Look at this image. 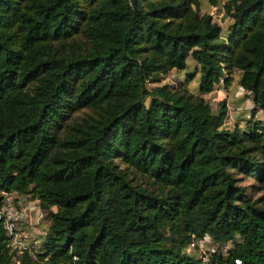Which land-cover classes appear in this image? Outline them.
<instances>
[{
	"label": "trees",
	"instance_id": "obj_1",
	"mask_svg": "<svg viewBox=\"0 0 264 264\" xmlns=\"http://www.w3.org/2000/svg\"><path fill=\"white\" fill-rule=\"evenodd\" d=\"M221 9L224 29L198 0H0V197L48 219L20 252L0 221V264H264V0ZM233 77L239 120L202 96Z\"/></svg>",
	"mask_w": 264,
	"mask_h": 264
},
{
	"label": "rangeland",
	"instance_id": "obj_2",
	"mask_svg": "<svg viewBox=\"0 0 264 264\" xmlns=\"http://www.w3.org/2000/svg\"><path fill=\"white\" fill-rule=\"evenodd\" d=\"M199 5L201 10H206L209 11L212 15V18L214 21H217L222 29L225 28V25L227 23V18L222 14V9H221V4L223 0H218L217 4L211 5L208 0H198ZM193 62L189 61L187 68L185 70H179V71H170L164 75H161V78L157 82H151V81H145L146 86H152L156 83H162V82H168L171 84V86L176 87L179 85V83L183 80L184 73L185 72H193ZM196 85V80L195 77L187 83V87L190 90H194ZM224 85V84H223ZM224 88V87H223ZM222 88V89H223ZM220 89V88H212V90L208 93H202V96L208 101L210 108L215 111L217 108L220 106V101L224 100L225 101V106L227 110V114L232 116V109H231V99L232 97L236 96L241 98L243 95V91L240 87L237 86L235 77H233L232 82L230 83V86L225 88V89ZM228 101V103H227ZM89 112V109L86 107L79 108L75 111H73L70 115V119H78L81 118L83 115L87 114ZM121 166H124L123 164H120ZM130 172V170H129ZM131 176L135 177L136 179L134 181H139L141 183H144V179L141 176H138L136 172L131 171L130 173ZM241 184H245L247 186V191L249 192L250 195L253 197L257 196L260 192H254L253 189L249 186L250 184H254V180L250 177H244L241 181ZM20 196L17 193H14V201L16 205H21L23 204L24 200H21ZM54 209V207H52ZM36 210H31L28 212L27 216L25 217V220H22L19 223V231H21V234L23 238L25 239H32L40 234L42 230L46 227L48 224V219L47 217L43 214L42 211L40 213ZM42 214V215H41ZM229 244L222 245L223 248L227 247ZM215 247L214 242H212L209 238L203 239L202 245H198L195 242L188 244L185 247V250L194 256H204L206 252L210 251Z\"/></svg>",
	"mask_w": 264,
	"mask_h": 264
},
{
	"label": "built area",
	"instance_id": "obj_3",
	"mask_svg": "<svg viewBox=\"0 0 264 264\" xmlns=\"http://www.w3.org/2000/svg\"><path fill=\"white\" fill-rule=\"evenodd\" d=\"M14 193H3L0 197V221L2 228L7 237V246L20 252L22 249H30L37 246L38 241L36 238L25 239L23 238L21 231H19V223L25 220L28 212L36 210L40 213V209L36 204L35 199H27L26 195L20 196L23 204L16 205L14 201ZM38 213V214H39ZM42 215V214H41ZM43 230L41 231V233ZM196 243L202 245L203 239H197ZM205 258V256H202Z\"/></svg>",
	"mask_w": 264,
	"mask_h": 264
},
{
	"label": "crops",
	"instance_id": "obj_4",
	"mask_svg": "<svg viewBox=\"0 0 264 264\" xmlns=\"http://www.w3.org/2000/svg\"><path fill=\"white\" fill-rule=\"evenodd\" d=\"M232 82V80L229 81L228 84H226V87L230 86V83ZM215 88H220L222 89V86L220 84L215 85ZM224 89V88H223ZM222 89V90H223ZM240 98L238 99V97L234 96L231 99L230 105H231V109H232V116L230 115V119L233 118L234 119H240V118H244L246 116H248L247 110L251 107V102L249 98H245V100L239 104ZM228 103V101H227ZM255 117L261 119L262 121H264V110H258L255 112Z\"/></svg>",
	"mask_w": 264,
	"mask_h": 264
}]
</instances>
